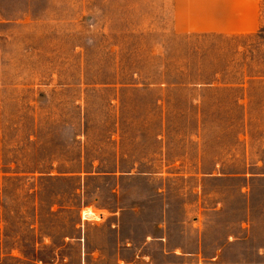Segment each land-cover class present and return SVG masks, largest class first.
<instances>
[{"label":"rangeland","instance_id":"1","mask_svg":"<svg viewBox=\"0 0 264 264\" xmlns=\"http://www.w3.org/2000/svg\"><path fill=\"white\" fill-rule=\"evenodd\" d=\"M167 2L0 0V264H264V0Z\"/></svg>","mask_w":264,"mask_h":264},{"label":"crops","instance_id":"2","mask_svg":"<svg viewBox=\"0 0 264 264\" xmlns=\"http://www.w3.org/2000/svg\"><path fill=\"white\" fill-rule=\"evenodd\" d=\"M160 1L167 9V0ZM169 4L176 33L250 34L263 27L260 0H169Z\"/></svg>","mask_w":264,"mask_h":264},{"label":"bare ground","instance_id":"3","mask_svg":"<svg viewBox=\"0 0 264 264\" xmlns=\"http://www.w3.org/2000/svg\"><path fill=\"white\" fill-rule=\"evenodd\" d=\"M85 215H86V216H88V212H87V213H85Z\"/></svg>","mask_w":264,"mask_h":264}]
</instances>
